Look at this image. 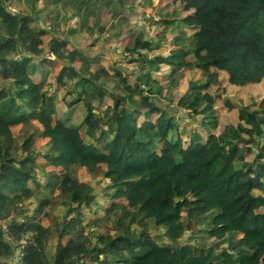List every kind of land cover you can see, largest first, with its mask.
I'll return each instance as SVG.
<instances>
[{"label":"trees","instance_id":"obj_1","mask_svg":"<svg viewBox=\"0 0 264 264\" xmlns=\"http://www.w3.org/2000/svg\"><path fill=\"white\" fill-rule=\"evenodd\" d=\"M262 82L264 0H0V264H264Z\"/></svg>","mask_w":264,"mask_h":264},{"label":"rangeland","instance_id":"obj_2","mask_svg":"<svg viewBox=\"0 0 264 264\" xmlns=\"http://www.w3.org/2000/svg\"><path fill=\"white\" fill-rule=\"evenodd\" d=\"M155 2H157V1H155ZM144 11L146 12L147 15H151L153 13L150 5L146 6L144 8ZM170 11H171L170 13H172L171 9H170ZM184 14L185 13H182V15H184ZM112 20L116 21L115 15H113ZM124 41H126V39H124ZM190 58L191 57H189L188 59H190ZM104 63H107V61L105 60ZM123 63H124V67H126L128 65L127 62L123 61ZM159 71H161V70L156 69V72H158V74L161 75ZM196 74L197 75L200 74L199 69H197V68H194V69L188 68V69H186V71L184 73V77H183V84H182V89L183 90L186 91V89L190 85V78L191 77H195L194 75H196ZM130 79H131V81H133L135 78L131 77ZM223 88H224V89H222L223 90V98L220 101V104H218L219 106L221 105V115H220V118H219L220 126L216 130L217 132L221 131L229 123H236V121H237V119H236L237 108L241 105V104H239V98L244 99L247 102L248 105L252 104L253 107L256 106V103H254V102L257 101V100H260V98L264 94V82L260 83L259 85H257L256 87H253V89H250V90L247 87H231V86L226 85V84L224 85ZM225 100H228V101L231 102V104L234 107L233 110H230L227 106H225L223 104L225 102ZM250 101H252V103H250ZM106 102H109V100L107 99ZM69 115L71 117H73V121H74V123L76 125L81 123L83 112H81V110L79 108L71 110L69 112ZM79 128H80V132L83 133V136L85 138H88V137H86V135H84L85 126L81 124V125H79ZM226 129L230 130V127L227 126ZM177 136H179V138L181 140V144L182 145H186L188 139L186 138V134H185L184 130L182 132L180 131L178 134L174 133L171 136V139L173 137V139H176V141H178L177 140ZM249 158H251V155L249 156ZM261 167H262L261 169H263L264 165H261ZM37 218L38 219L41 218V220L43 222H45L47 219H51L50 217H43V215L37 216ZM3 227H4V229H6L5 225H3Z\"/></svg>","mask_w":264,"mask_h":264}]
</instances>
